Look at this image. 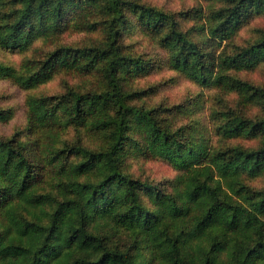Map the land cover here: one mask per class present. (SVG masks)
I'll use <instances>...</instances> for the list:
<instances>
[{
  "label": "trees",
  "instance_id": "obj_1",
  "mask_svg": "<svg viewBox=\"0 0 264 264\" xmlns=\"http://www.w3.org/2000/svg\"><path fill=\"white\" fill-rule=\"evenodd\" d=\"M220 1L190 32L140 0H0L1 49L53 46L20 69L0 62V77L26 91L59 74L98 78L88 90L29 95L26 125L0 136V264H264V187L252 185L264 180V87L231 74L264 62V31L234 47L264 0ZM69 32L101 39L72 46L61 41ZM136 33L167 50L172 70L236 94L238 109L212 111L215 136L259 144H214L201 124L176 127L170 115L183 106H137L145 91L128 83L151 62L128 44ZM251 106L263 115L245 116ZM12 117L0 109L1 122ZM138 158L176 174L142 179L130 171Z\"/></svg>",
  "mask_w": 264,
  "mask_h": 264
},
{
  "label": "rangeland",
  "instance_id": "obj_2",
  "mask_svg": "<svg viewBox=\"0 0 264 264\" xmlns=\"http://www.w3.org/2000/svg\"><path fill=\"white\" fill-rule=\"evenodd\" d=\"M146 4L162 8L168 13L178 17L181 28L185 31L194 32L196 24L206 23L210 13L224 4L220 0H140ZM202 19V21L196 20ZM264 31V14L253 17L243 25L234 39V47L245 46L248 42L255 40L260 32ZM194 37V36H193ZM101 39L100 32L94 34L86 33H66L61 40L64 44L72 46H84L91 43L92 40ZM129 45L137 54L143 55L149 59L150 72L146 75L136 77L129 81L131 91H145L142 99L134 100L137 106L163 108H177L183 106L186 112L178 113L176 109L171 113L176 127L189 125L191 123L201 124L204 130L212 135L214 144L243 146L244 148H254L259 142L257 139H231L223 141L221 137L215 136L213 132V122L211 119L212 111H226L227 108L238 109L236 94H225L215 86L205 87L184 75L172 70L167 64L168 52L160 46L153 38L143 34L136 33L129 39ZM231 45L222 43L219 50H230ZM35 48L47 52L52 50L53 46L44 44L43 41L35 42L32 49L24 51H7L0 48V62L20 69L23 62L33 55ZM35 49V50H34ZM244 81L264 87V62L254 70H234L231 72ZM98 78L80 77L76 74H59L53 80L38 87L32 91L21 89L13 80L0 77V109H10L13 117L8 122L0 121V136H11L18 129L26 125L27 107L26 99L29 95L49 96L61 94L66 86H78L82 89H92ZM217 96L222 97L218 99ZM219 100V101H218ZM220 101H224L221 102ZM226 106V108H225ZM245 116H262V111L258 106H251L243 110ZM166 116H169L165 113ZM174 126V125H173ZM131 172L142 179L150 181H161L175 176V170L167 163L159 160H141V158L130 161ZM255 188L264 187V180H258L252 183Z\"/></svg>",
  "mask_w": 264,
  "mask_h": 264
}]
</instances>
